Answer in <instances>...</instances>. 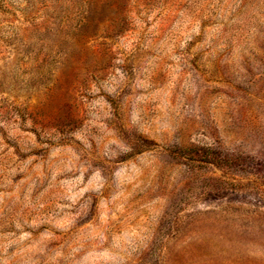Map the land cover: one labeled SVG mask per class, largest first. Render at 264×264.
<instances>
[{
  "label": "rangeland",
  "instance_id": "rangeland-1",
  "mask_svg": "<svg viewBox=\"0 0 264 264\" xmlns=\"http://www.w3.org/2000/svg\"><path fill=\"white\" fill-rule=\"evenodd\" d=\"M0 264H264V0H0Z\"/></svg>",
  "mask_w": 264,
  "mask_h": 264
}]
</instances>
